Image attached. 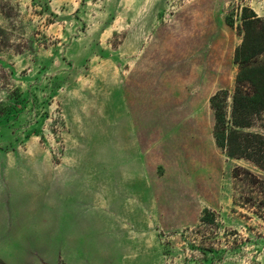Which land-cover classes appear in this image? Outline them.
Wrapping results in <instances>:
<instances>
[{
  "label": "rangeland",
  "instance_id": "obj_1",
  "mask_svg": "<svg viewBox=\"0 0 264 264\" xmlns=\"http://www.w3.org/2000/svg\"><path fill=\"white\" fill-rule=\"evenodd\" d=\"M244 6L0 0V264H264V171L210 104Z\"/></svg>",
  "mask_w": 264,
  "mask_h": 264
},
{
  "label": "trees",
  "instance_id": "obj_2",
  "mask_svg": "<svg viewBox=\"0 0 264 264\" xmlns=\"http://www.w3.org/2000/svg\"><path fill=\"white\" fill-rule=\"evenodd\" d=\"M250 12V13H249ZM243 41L234 59L239 65L234 91L220 90L211 97L216 144L230 157L246 159L264 171V134L248 130L264 114V17L242 7Z\"/></svg>",
  "mask_w": 264,
  "mask_h": 264
}]
</instances>
